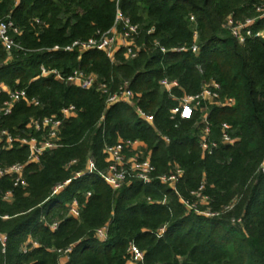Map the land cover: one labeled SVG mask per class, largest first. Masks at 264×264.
<instances>
[{
	"label": "trees",
	"instance_id": "1",
	"mask_svg": "<svg viewBox=\"0 0 264 264\" xmlns=\"http://www.w3.org/2000/svg\"><path fill=\"white\" fill-rule=\"evenodd\" d=\"M119 8L140 29L132 60L123 50L113 61L99 51L50 52L108 31L116 14L110 0H0V19L9 16L21 30L15 40L23 49L8 55L0 43V131L29 138L36 136L31 121L70 105L76 110L61 126L59 147L25 168L26 187L0 180V236L6 237L0 264H127L130 243L143 253V264H264V40L239 44L224 28L229 17L255 19L251 32H264V0H120ZM194 44L197 53L191 52ZM41 66L63 77L73 70L95 75L111 92L126 82L134 107L106 106V97L94 89L40 77ZM164 78L178 84L171 96L159 86ZM209 82L219 84L221 98L234 100L231 108L209 107L211 139L218 140L221 124L227 123L235 142L202 156L198 114L181 120L170 111L177 99L198 94ZM2 87L25 90L39 106L22 101L3 116L8 95ZM135 108L151 115L152 123L138 118ZM119 140L144 144L141 153L155 167V177L175 166L182 177L173 187L158 180L130 181L117 191L97 173L74 179L90 159L98 171L106 169L104 147ZM27 155L18 143L9 150L0 146V166L24 163ZM199 188L205 204L190 195ZM7 192L11 196L5 200ZM73 199L80 207L78 219L67 216ZM52 223L55 230L49 229ZM105 226L107 238L99 241L95 231ZM28 240L37 247L27 245L24 253Z\"/></svg>",
	"mask_w": 264,
	"mask_h": 264
},
{
	"label": "built area",
	"instance_id": "2",
	"mask_svg": "<svg viewBox=\"0 0 264 264\" xmlns=\"http://www.w3.org/2000/svg\"><path fill=\"white\" fill-rule=\"evenodd\" d=\"M114 2L116 8L115 20L112 27L98 37L89 38L85 41H74L70 45L65 47L54 46L50 49V52H78L80 55L83 52L99 51L106 55L111 61L114 60L115 54L123 50V55L126 60H132L136 58L139 48L135 45L134 39L139 34V26L133 24L128 17H125L120 8V0H110ZM258 13H263V8H257ZM193 21V18L190 19ZM255 19H247L242 23H236L230 17L225 22V29L238 41L239 44H244L247 39L260 37L261 34H253L250 27L253 25ZM38 23V21H36ZM151 32V31H150ZM22 34L21 30L13 23L8 16L5 19H0V43L3 49L10 55L13 50L23 51L19 43L16 42L15 37ZM175 51H184L183 48ZM162 53H165L164 49H161ZM192 53L198 52V47L194 44L191 47ZM53 76L54 79L60 83L74 86L82 90H95L106 97V106H111L117 103L127 104L133 106L134 94L128 88V83H123L114 92L102 83L98 82L95 75H87L80 70H73L68 76L63 77L59 71L50 70L44 66L40 67V77ZM161 89L171 96L173 89L178 88L176 81H171L167 78L159 81ZM2 91H5L1 88ZM8 99L3 103L1 107V113L3 116L11 114L13 107L22 101L28 106H39V101L35 98L28 99L25 90L6 91ZM220 86L216 82H209L203 85L200 92L194 96H183L177 99V106L171 109L170 113L172 117L178 116L181 120L191 118L194 114H198L196 126L198 127L201 136L199 137V146L202 156L212 155L220 145H230L235 142V139L231 136V127L227 123H223L220 126V135L218 140L211 139V126L208 121L209 107L219 108H231L234 105L232 98L220 97ZM75 107L73 105L62 108L58 114L44 117L42 119L33 120L28 125L32 129L36 136L29 138H15L11 136L7 131H0V146L3 150H9L14 143H18L20 146L27 148V158L24 163H16L10 166H0V180L9 178L13 187H26V181L24 180V171L28 165H37L40 162V158L47 152H50L59 147V133L62 124L75 116ZM135 113L144 122L151 124L153 117L146 114L140 108H135ZM167 140V139H166ZM168 141V140H167ZM141 145L140 141L132 140H119L113 145H106L104 147V155L106 157L107 167L103 171L96 169L93 160H88L85 166V171L81 174H76L74 179L80 178L83 174L97 173L100 178L113 190H119L124 184L130 181H138L143 185H150L154 180H158L161 184L169 185L173 187L178 183L183 175V171L175 167L174 170L163 176H154L155 167L151 164L148 158H141ZM261 171H264V166L261 165ZM71 180L66 181L62 185H57L52 189L51 196L58 194ZM199 188L195 194L200 197ZM11 192L5 194V200L9 199ZM206 202L207 198H202ZM182 201V200H181ZM183 202V201H182ZM184 206L189 210H194L199 213L193 204L183 202ZM67 216L73 219H78L80 216V207L78 201L73 199L67 206ZM206 217H213L215 214L209 212L201 213ZM57 223L49 225V229L55 230ZM164 233V228L160 229L157 233L158 237H161ZM95 238L99 241H105L107 238V227L97 229L95 231ZM6 242L5 236H0L1 246L4 248ZM27 245L31 247H37V243H33L28 240L22 248L25 253ZM70 252L67 249L64 252V258L67 259L66 254ZM128 260L127 264H143V253L137 248L134 243H130L127 248Z\"/></svg>",
	"mask_w": 264,
	"mask_h": 264
},
{
	"label": "rangeland",
	"instance_id": "3",
	"mask_svg": "<svg viewBox=\"0 0 264 264\" xmlns=\"http://www.w3.org/2000/svg\"><path fill=\"white\" fill-rule=\"evenodd\" d=\"M261 13V12H260ZM260 17H263V16H260ZM227 20V19H226ZM226 22V21H225ZM236 23H242V22H236ZM224 27H225V24H224ZM227 30V29H226ZM228 31V30H227ZM261 34V36H260V38H262L263 40H264V32H261L260 33ZM201 136V134H200V131H199V137ZM141 155V158H147V157H144L143 155H142V153L140 154ZM175 167H178V166H175ZM174 167V168H175ZM178 168H180V167H178ZM163 175H167L166 173H163L162 175H160V176H163ZM191 195V197L192 198H194L195 200H198V202L201 204V203H204L205 204V202L202 200V198L201 197H199V195L198 194H195V192L194 193H191L190 194Z\"/></svg>",
	"mask_w": 264,
	"mask_h": 264
},
{
	"label": "crops",
	"instance_id": "4",
	"mask_svg": "<svg viewBox=\"0 0 264 264\" xmlns=\"http://www.w3.org/2000/svg\"><path fill=\"white\" fill-rule=\"evenodd\" d=\"M5 91H6V89L4 88V87H2ZM140 145H141V150L144 148V144L142 143V142H140Z\"/></svg>",
	"mask_w": 264,
	"mask_h": 264
}]
</instances>
